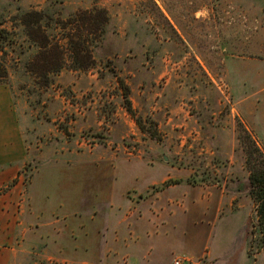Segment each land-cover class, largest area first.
Masks as SVG:
<instances>
[{
	"label": "rangeland",
	"instance_id": "1",
	"mask_svg": "<svg viewBox=\"0 0 264 264\" xmlns=\"http://www.w3.org/2000/svg\"><path fill=\"white\" fill-rule=\"evenodd\" d=\"M51 1L62 3L65 17L106 10L109 33L93 54L95 69H64L50 77V88L14 65L19 47L3 50L10 82L0 85V230L6 222L3 228L16 238L0 250L17 253L11 264H141L130 235L118 259L105 255L106 224L100 240L89 238L99 243V258L69 256L57 240L54 250L61 252L49 248L51 237L36 211L54 209L63 217L54 190L77 184L79 175L90 190L127 189L131 211L170 186L192 187L207 241L199 240V256L176 254L172 264L176 256L199 264H264L263 255L248 257L255 204L239 140L242 125L264 152V0ZM49 4L0 0L1 28L21 46L20 10L42 11ZM22 47L27 59L33 57L34 49ZM114 71L131 88L137 115L156 125L161 141L144 136L122 107ZM84 211L91 232L92 208Z\"/></svg>",
	"mask_w": 264,
	"mask_h": 264
},
{
	"label": "crops",
	"instance_id": "2",
	"mask_svg": "<svg viewBox=\"0 0 264 264\" xmlns=\"http://www.w3.org/2000/svg\"><path fill=\"white\" fill-rule=\"evenodd\" d=\"M81 177L85 178V175H79L78 183L75 185L54 190L53 200H59V207L64 211L63 217H58L54 209L46 208L41 213L39 210L36 211L37 216L43 218L42 228H46L47 234L51 237L48 246L53 248L52 252H61L58 249L54 250L57 240L58 245H65L64 250L69 256L91 253L99 258L101 256L99 243L93 244L89 238L93 237L92 239L95 240L96 236L97 240H100L102 226L106 224L110 241L105 255L110 258L118 259L124 253L125 235L134 238V249L138 253L135 261H141V264H172V258L176 254H187L192 257L200 255V252H197V245L199 240L204 243L207 241V229L199 228L196 217L198 203L197 198L193 202L192 187L185 186L177 189L176 186H170L150 196L138 205L136 210L131 211L132 207L124 191L127 189L121 192L115 191L112 187V189L96 187L90 190L85 187ZM1 179L0 175V184L3 182ZM50 196L49 191L42 196L45 198L46 206L51 201ZM87 206L92 208L91 218H88L93 226L91 232H88L84 224L87 218L84 209ZM4 213L0 211V222L4 221V216L1 215ZM52 218L57 220L52 222ZM55 222H60L66 229L61 232L58 228L61 225L56 228ZM5 224L6 222L2 224V230H0V247L5 243L11 244L12 242L9 241L16 238L14 231L3 228ZM95 226H99V229L96 230ZM76 231L79 233H75ZM7 235H11V238L8 239ZM72 235L77 237L71 239ZM16 256L17 253L12 249L2 248L0 264H11Z\"/></svg>",
	"mask_w": 264,
	"mask_h": 264
},
{
	"label": "trees",
	"instance_id": "3",
	"mask_svg": "<svg viewBox=\"0 0 264 264\" xmlns=\"http://www.w3.org/2000/svg\"><path fill=\"white\" fill-rule=\"evenodd\" d=\"M49 2L42 11L20 10L17 15V22L25 35L24 47L35 50L29 59L25 56L23 45L18 46L15 34L2 29L0 24V47L5 55L0 62V85L7 86L10 82L9 67L6 65L8 54L3 51L6 48L15 52L14 48L19 47L12 59L14 65L21 66L31 77H39L37 84L45 86L43 88H50L54 81L50 77H57L64 69L89 71L96 68L93 54L109 33L108 12L104 9L83 10L65 17L62 3ZM113 74L119 84L122 107L134 118L144 136L161 141L156 125L146 123L137 115L131 101V88L115 71ZM239 140L249 172L248 195L255 204L253 228L248 241V257L254 260L255 255L264 256V152L242 125Z\"/></svg>",
	"mask_w": 264,
	"mask_h": 264
},
{
	"label": "built area",
	"instance_id": "4",
	"mask_svg": "<svg viewBox=\"0 0 264 264\" xmlns=\"http://www.w3.org/2000/svg\"><path fill=\"white\" fill-rule=\"evenodd\" d=\"M173 264H199L194 262L192 259L188 257L176 256L173 259Z\"/></svg>",
	"mask_w": 264,
	"mask_h": 264
}]
</instances>
